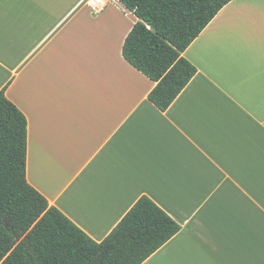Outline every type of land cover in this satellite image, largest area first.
<instances>
[{"label": "crops", "instance_id": "1", "mask_svg": "<svg viewBox=\"0 0 264 264\" xmlns=\"http://www.w3.org/2000/svg\"><path fill=\"white\" fill-rule=\"evenodd\" d=\"M88 1L0 0V90L26 119L27 183L97 243L148 197L181 230L142 264H264V0L216 14L164 112L121 55L134 15Z\"/></svg>", "mask_w": 264, "mask_h": 264}, {"label": "trees", "instance_id": "2", "mask_svg": "<svg viewBox=\"0 0 264 264\" xmlns=\"http://www.w3.org/2000/svg\"><path fill=\"white\" fill-rule=\"evenodd\" d=\"M136 18L122 58L155 85L164 112L196 74L182 53L233 0H117ZM0 90V264H142L181 227L141 196L99 243L26 181V119Z\"/></svg>", "mask_w": 264, "mask_h": 264}, {"label": "built area", "instance_id": "3", "mask_svg": "<svg viewBox=\"0 0 264 264\" xmlns=\"http://www.w3.org/2000/svg\"><path fill=\"white\" fill-rule=\"evenodd\" d=\"M111 2L112 0H89L87 6L91 12L97 13L106 8Z\"/></svg>", "mask_w": 264, "mask_h": 264}]
</instances>
